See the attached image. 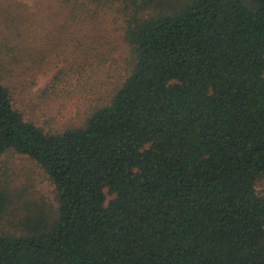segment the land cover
I'll use <instances>...</instances> for the list:
<instances>
[{"label":"trees","instance_id":"obj_1","mask_svg":"<svg viewBox=\"0 0 264 264\" xmlns=\"http://www.w3.org/2000/svg\"><path fill=\"white\" fill-rule=\"evenodd\" d=\"M103 8L123 22V72L61 130L14 105L13 76L47 70L46 50L1 32L0 155L35 160L57 205L7 230L0 183V264H264V0H75L71 19ZM83 26L52 92L117 50Z\"/></svg>","mask_w":264,"mask_h":264},{"label":"rangeland","instance_id":"obj_2","mask_svg":"<svg viewBox=\"0 0 264 264\" xmlns=\"http://www.w3.org/2000/svg\"><path fill=\"white\" fill-rule=\"evenodd\" d=\"M74 6L75 0H69V3L67 0H0V38L6 33L16 39L15 33L19 29L25 42L32 40L29 43L37 50L35 56L39 52L41 59L42 50L48 55L47 70L32 76L30 73L13 76L11 80L16 85L15 107L47 130L81 124L92 100L103 94L123 72L127 52L121 39L123 22L118 13L103 8L95 20L85 21L83 25L92 26L95 22L101 34L109 35L108 39L117 47L113 57L92 78L78 80L76 76L71 85L52 92L49 84L63 65L60 60L63 56L60 59L57 56L69 54L74 35L89 32L86 26L71 19ZM0 183L5 186L8 198V211L3 221L7 230L20 231L17 227L20 217L45 213L57 205L55 185L40 165L27 155L13 151L0 155ZM258 190L264 194V179ZM113 196L108 194V200Z\"/></svg>","mask_w":264,"mask_h":264}]
</instances>
